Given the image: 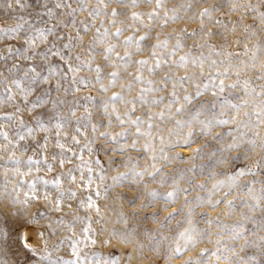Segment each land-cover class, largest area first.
Instances as JSON below:
<instances>
[{
	"label": "snow or ice",
	"instance_id": "snow-or-ice-1",
	"mask_svg": "<svg viewBox=\"0 0 264 264\" xmlns=\"http://www.w3.org/2000/svg\"><path fill=\"white\" fill-rule=\"evenodd\" d=\"M15 2L19 9H24L26 6L20 0H15ZM49 2L52 4L51 7H49ZM201 2L202 0H184L179 6L170 8L167 6L168 0H97L96 6L93 7L89 0H75L76 6L73 7L72 0H32V5L29 6L35 7V18L44 24L43 27H35L33 23L24 20L23 17H20L24 21L23 23L18 22L13 26H0V39H15L20 36L21 30L26 25L28 27V32L22 38L19 47L8 45L6 52L9 55L0 53V60L5 62L13 55L22 57L23 61L28 62L25 66L18 60H14L11 66L5 69L9 74L8 76H5L4 71H0V85H3L0 88V103L11 102L16 105L15 111L0 115V119L15 122L18 128H26V133L29 136L33 132L48 133L55 130L54 147L57 151L52 155L51 162L47 155L49 137L45 135L39 143V148L42 150L40 159H35L34 156L29 157L28 164L30 166L43 163L51 172L55 163L64 169V165L66 163L71 164L73 158L79 161L54 178L47 179L43 176H36L30 182L25 181L24 183L28 185V191L24 193V199L19 196V192L22 190L19 185L13 187L11 192L5 188L4 196L10 198L11 204L21 206L15 213L16 217L27 216L26 206L29 201L39 200L41 194L45 200H50L47 191V186L50 184L55 187L58 193L54 211L61 210L65 199L75 200L77 191L83 189L87 195L78 201L79 206L100 213V206L97 200L93 198L94 196L100 197L101 192L107 195L111 188L122 184L125 180H129L132 184H140L143 183L146 176L152 181H157V177H159L158 183L163 185L171 182L172 190L167 192H159L156 189L149 190L148 196L151 199L143 207L150 205L154 207L157 198L165 201L164 206L167 207L182 196L183 205L179 209L169 212L164 220L161 221L156 212H152L151 215L163 227L166 226V222L183 213L184 219L180 223L188 225L172 237L162 233L153 234L151 230H145V235L151 241L147 245L148 248L158 255L164 250L166 264L178 257L182 258V254L195 249L201 241L206 239L211 241L214 247L201 249L197 257H188L183 261V264H213V257L215 264H221V261H224L225 264H231L234 259L237 264H264V235L257 236V232L264 230V186L258 190L255 188V177L259 172L264 171V134H262V130H264V101L256 103L253 111H244V119H240L241 110L247 108L250 101L241 100L239 103H233L226 95L228 90L242 87L248 96L264 97V86H261V90L257 92L255 88L251 87V82L248 79L243 81L239 79L241 70H248L249 68L255 70L257 68V52L264 55V47L257 44L255 46L256 51L252 52L248 62L240 60L238 63H233L232 57L234 55L238 57L240 53L217 51L207 39L217 35L221 38L226 36L229 30L227 25L224 24L223 19H218L214 15L226 6L230 12H241V16L231 30L235 31L236 27H243L245 33L255 36L257 33L253 30V24H245L244 16L249 12H256L260 25L264 26V11H260V7L264 5V0H260V3L257 4L251 3V0H244L243 3L240 0H223L221 3L211 4L208 7H194ZM113 4L116 7H112ZM140 4L146 5L147 10L136 11L135 9ZM7 7L12 8L10 0ZM65 9H67L66 14ZM81 12L87 13V23L78 19V14ZM189 13L191 15H188ZM101 14L110 17L108 27H104L105 21L103 20L100 22V27L95 26L96 19ZM45 16L49 20L56 21V23L46 24ZM62 16L65 18H61ZM197 19L200 22L198 29H192L191 32L186 28L179 31L173 29L163 39L160 38L162 31H157L155 42L148 43L152 39L156 27L163 30L177 20ZM128 20H131L132 23H127ZM206 21L223 26L224 31L214 32L206 27ZM92 27H95V32L85 42V36L81 35V31L87 33ZM112 28L115 31H112ZM66 29L70 30L65 31ZM141 29H144L143 34H139ZM127 31H131V34L125 36L124 33ZM49 37H52L51 41H49ZM191 37L203 38L204 42L193 43L187 52L177 58V54L184 51L187 39ZM37 41L46 44V47L37 51ZM62 41L66 42L58 43ZM172 41L175 42L172 43ZM78 46H82L81 52L76 51ZM120 47L124 49L122 55L117 50ZM205 47L211 50L207 55L202 51ZM144 51H149L147 57L134 59ZM249 51L248 45L245 44L243 54L248 56ZM195 52H199V54L196 55ZM85 54H87V59L83 58ZM96 54L102 56L103 63H96ZM213 54L223 58L219 61L212 59ZM37 57L43 61V64L32 63ZM53 57L58 58V62H54ZM224 64H227L228 67L222 69L220 65ZM132 65L136 66L135 70L129 71L128 69ZM189 66H191V71L188 70ZM109 68L112 70L106 71ZM180 68L185 69L183 75L178 74L177 70ZM84 70L94 73V76L91 78L80 76L79 73ZM258 71L259 74L256 79L264 80V59L259 61ZM145 72L149 74V77H158V79L146 77ZM232 74H235L237 79L227 83V79ZM53 78H56L54 83L52 82ZM105 79H107V83L104 82ZM64 81L68 82L67 86L64 85ZM95 84H99L100 90L104 93H108L110 88H115L117 85L120 88L119 91L106 96L102 102L101 115L105 119L98 123L92 122V112L88 110L86 105L83 116L76 115L75 108L79 105L75 103L69 112L64 114L61 106L67 101L52 97L53 91L69 94L79 92L81 87H94ZM137 85H139L138 89L136 88ZM169 85H171L170 90H168ZM190 88L193 90L190 91ZM38 89L40 90L39 94L30 100V97L37 93ZM134 90L136 94L131 95ZM206 93H211L213 100L202 99ZM82 98L87 101L94 99L90 95ZM49 103L52 105V114L47 117V120L44 119V113H41L33 117L36 127H27L20 113L25 110L34 112L44 108ZM118 105H123L124 110L121 111ZM145 105L155 106L159 110L152 111L150 107L142 115H135ZM161 105H163L162 108ZM225 106L233 110L235 115H229L225 112ZM216 110H219V115L216 114ZM206 112L209 114L205 115ZM70 118L75 119L74 132L76 133L71 136L70 143L79 146L78 148L67 146L64 142L68 138V133L63 129L72 123ZM156 120L162 124H172V127L167 129V136L163 134V128L153 123ZM114 123L121 126L120 132L100 131L102 126L109 129ZM229 124H234L236 127L227 128L223 131L215 130ZM89 126L94 134L91 138L87 132ZM154 127L157 128L155 135L152 132ZM133 128L135 129L134 132L131 131ZM16 135L18 141L25 139V135L20 131H17ZM80 136L84 137L83 142L79 138ZM131 136H135L131 144L120 143L121 138ZM0 137L7 139L8 132L0 129ZM226 137H230V141H226ZM141 138H144L143 144L140 143ZM197 138L204 140V144L196 147L191 156L185 157L183 152L178 149L192 148ZM97 139L105 141V144H102L99 149L96 147ZM157 139L160 143L158 150L155 147ZM213 142H215L214 145ZM108 144L116 146L107 147ZM206 145L212 149L208 153L210 157L215 158L217 152L222 153L221 156L212 161L211 168L224 166L226 169L229 164L233 166V170L226 175L225 179L215 180L211 188L208 186V181L216 177L217 173L214 170L208 171L206 173L207 178L202 181H198L195 175L196 171L204 173V165L193 164L189 169H179L178 177L166 175L163 163L158 166V161L171 164L174 160L199 159L205 154ZM129 148L150 153L152 161L150 167L137 170V160L129 168L128 161H131L132 157H127V160L122 162V166L128 170L126 172L117 171V174L111 177V183L105 184L108 176L104 162L99 155L93 157V153L99 151L123 153ZM257 149L261 154L251 164L241 166L238 163L241 160H249L252 153ZM168 150H171L174 155H169ZM85 151L90 157L87 160L84 158ZM233 152H236L237 155H231ZM9 159H14V157H9ZM114 160L115 157L109 155L107 163L111 165ZM15 162L18 164L19 160ZM94 165L97 167H93ZM31 170L29 167V173ZM39 170L37 167L36 171L39 172ZM189 171L193 172V175L187 176L186 173ZM16 172L19 173V169H16ZM29 173H25V175ZM77 173H79V179ZM246 176H252L253 179L243 184L242 190L245 196L240 198V216L234 223L227 224L221 219V216H231L236 213L237 197L233 196V193L241 191V179ZM97 178L101 183H96ZM65 179L75 187L65 189L63 187ZM179 179H185L187 187H180ZM38 184H42L45 188L42 193H38ZM260 184L264 185V180H261ZM196 189L203 190L204 194L201 195L196 192ZM193 192L196 194L191 195ZM190 196L191 198H189ZM139 199V195H136L129 199L128 203L135 205ZM222 204L227 206V210L213 215L212 212ZM185 209L187 210L186 213ZM197 212H199L200 219L208 227H197L194 222V216ZM45 214L46 211L37 213L29 223L35 224ZM79 219L81 218L75 217L74 221ZM84 219L87 222V226L82 229L85 239L95 244L97 241L92 236L87 235L93 231L91 217ZM124 222L127 223V220L125 219ZM214 224L218 227V238L212 241L211 231ZM249 225L252 227L250 228ZM225 232L228 233L227 238L223 235ZM36 235L41 237L43 232L37 231ZM2 236L7 239L10 234L4 230ZM251 236H257V238L251 239ZM113 237H119L122 242L129 244L134 242V232L124 233L113 229L105 243H111ZM17 240L25 251L30 254L37 253V245L32 241L29 232L21 231ZM165 241H168L167 245H165ZM79 243L80 241L72 243V252L75 253L76 259L66 260L64 264H79ZM144 247L145 245L142 243L137 244L134 250L127 254L128 264H131L136 253L143 256ZM249 248L257 251L246 256L240 254ZM97 264H120V259L99 261Z\"/></svg>",
	"mask_w": 264,
	"mask_h": 264
},
{
	"label": "rangeland",
	"instance_id": "rangeland-1",
	"mask_svg": "<svg viewBox=\"0 0 264 264\" xmlns=\"http://www.w3.org/2000/svg\"><path fill=\"white\" fill-rule=\"evenodd\" d=\"M12 4V8L9 9L7 7V4L9 3V0H0V26L9 25L13 26L16 23H23L24 21L20 19V17H23L24 20L30 21L34 24L35 27H43L44 24H41L38 19H36V9L32 5V0H20L21 3H24L26 6L24 9H19L16 5L15 0H10ZM91 6H96L97 0H89ZM184 0H168V7L173 6H179L181 3H183ZM223 2V0H202L201 3L194 5L195 8H202V7H208L211 4H218ZM241 3L244 2V0H240ZM73 7L76 6L75 0H72ZM251 3L257 4L260 3V0H251ZM52 4L49 2V7H51ZM112 7H116L115 4L112 5ZM136 11H146L147 6L144 4H140L136 9ZM260 11H264V5L260 7ZM65 14L67 13V9L64 10ZM181 15H183V12H181ZM188 15H191L189 13ZM214 15L218 19H223L224 24L227 25V28L229 29L226 33V36L224 38H221V36H212L209 39V42L215 46L217 51H223L224 53L227 52H233V53H240V55L233 56L232 62L238 63L240 60H243L245 62L249 61V58L252 56V52L256 51L255 46L257 44H260L261 47H264V26L260 25V22L258 20V14L256 12H249L247 15L244 16V23L245 24H253V30L257 33L255 36L251 35L250 33H245L243 30V27H236L235 31H232L234 23L237 21V19L241 16V12H230L229 8L226 6L222 8L219 12L214 13ZM65 18V17H61ZM78 19L84 20L85 23L88 22L87 20V13L81 12L78 14ZM121 19H124L121 17ZM101 20L105 21L104 27H108V21L110 20V17H106L103 14H101L96 19V27H100ZM145 20H147V17H145ZM44 21L46 24L51 25L53 23H56L54 20H49L48 17H44ZM127 23H132L131 20L126 21ZM199 19L197 20H177L175 23H170L166 28L161 30L159 27H156L153 31L152 39L148 41L149 44L155 42V33L157 31H162L161 39L164 38L165 35H167L168 32L172 31L173 29L179 31L180 29L186 28L189 32L192 31V29H198L199 27ZM117 26H120L117 24ZM79 27V25H77ZM206 27L212 29L215 31H224L223 26L217 25L215 23L207 22L206 21ZM70 29H66L65 31H68ZM112 31H115L114 28L111 29ZM144 29H141V33L143 34ZM28 27L27 25L23 30H21L20 36L15 39L10 38H4L0 39V53H3L4 55H9L6 52V48L8 45H13L15 47H19L22 41V38L27 34ZM95 32V27L90 28L87 33H85L83 30L81 31V35L85 36V42H87ZM131 31H127L124 33L125 36L130 35ZM73 35L75 33L73 32ZM52 37H49V41H51ZM66 41L58 42L63 43ZM175 41H172L174 43ZM203 38L198 37H191L187 39V44L183 52H179L177 54V58L180 55H183L184 52H187L193 43H203ZM247 44L250 51L248 53V56H245L243 54L244 45ZM37 51H41L46 47V44H41L39 41H37ZM121 55L123 54V47H120L117 49ZM77 52L82 51V46H78L76 49ZM150 51V50H149ZM149 51H144L140 54H138L134 59H141L144 57H147L149 55ZM205 55H207L211 50L207 47L202 49ZM194 54L198 55L199 52H195ZM257 68L255 70L249 68L248 70H241L239 79L241 81L248 79L251 82V87L255 88L257 92L261 90V86H264V80L256 79L257 75L259 74V61L261 59H264V55H262L260 52H257ZM84 59H87V54L83 57ZM223 57H218L215 54L212 55V59L220 60ZM54 62H58V58L53 57L52 58ZM14 60H18L20 63L26 64L28 62L23 61L22 57L17 56H10L7 62L0 60V71H4L5 76H8L9 74L5 71L6 68L10 67L12 62ZM32 63H35L37 65L43 64V61L37 57ZM96 63H103L102 56L99 54H96ZM135 65H132L128 70L134 71ZM220 67L223 69L225 67H228L227 64L220 65ZM112 69H106V71H111ZM189 71H191V66H189ZM179 75H183L185 69L180 68L177 70ZM233 72L235 70H232ZM80 76L85 77H93L94 73L88 72L87 70L81 71L79 73ZM126 75V74H125ZM145 76L148 78L158 79V77H149V74L145 72ZM11 78V77H10ZM56 78H53V83L55 82ZM237 76L235 74H232L227 79V83H231L232 81L236 80ZM107 83V79L104 81ZM65 86H67L68 82H63ZM3 85H0V88H2ZM136 88H139V85L136 86ZM171 89V85H169V89ZM119 85H117L115 88H110L108 93H104L99 88V84H95L94 87H81V90L79 92H72L69 94H65L63 92L56 93L52 92L53 98H59L61 100L67 101V103L63 104L62 111L64 114H67L72 108L73 104H78L79 107L75 108L76 115L77 116H83L85 113V105L87 106L88 110L92 112V122L98 123L105 119L104 116L101 115L102 110V102L106 98V96H110L113 92L119 91ZM190 91L193 90L192 88L189 89ZM13 91H16L13 89ZM39 89L37 90V93L33 94L31 99H34L36 95L39 94ZM230 93V94H229ZM136 91L134 90L131 95H135ZM92 96L94 99L92 101H87L83 99L84 96ZM227 98L231 100L233 103H239L241 100H249V106L245 109H242L239 118L244 119L243 112L244 111H253L255 108V104L259 103L261 101H264V97L262 96H248L245 94V92L241 88L235 89V90H228L226 93ZM204 100H213V97L211 96V93H206L205 96L202 98ZM166 102V101H165ZM219 103V101H217ZM16 105L11 102H4L0 103V115H3L4 113H11L15 111ZM120 107V110L123 111L124 107L123 105H118ZM139 107V106H138ZM151 107L152 111H158L159 108L155 106L145 105L140 111H138L135 115H142L143 112H146ZM161 108L163 105L160 106ZM52 105L49 103L44 108L37 109L34 112H28L24 111L20 113V115L24 118L25 124L27 127H33L35 128V122L33 120V117L36 115H39L41 113H44V119L47 120V117L52 114L51 112ZM224 111L227 112L229 115H235V112L225 106ZM209 113H205V115H208ZM216 114L219 115V110H216ZM203 118V117H201ZM72 120V123L68 124L63 131L68 133V138L64 141L67 146L78 148L79 146L72 145L70 143V138L72 135H75L74 132L75 128V119L70 118ZM255 119V117H253ZM87 123V121H85ZM154 124L158 125L160 128L164 129V135L167 136V129L172 127V124L165 123L162 124L159 120L153 121ZM146 127V126H145ZM236 125L229 124L225 125L222 128L215 129L216 131H223L227 128H235ZM0 129L8 132V138L4 139L3 137H0V264H64V261L70 260V259H76L75 253L72 252V243L74 241H80L78 245L79 250V264H97L99 261H105V260H112L114 258L120 259V264H128L127 260V254L129 252H132L137 244H144V250H143V256H140L139 253L135 254V258L132 260L131 264H166V255L164 254V250L161 251V254H157L153 251H151L148 248V244L151 243L149 238L145 235V230H151L153 234L156 233H162L166 236H175L179 231L183 230V228L188 227L187 224H181L180 222L184 219V214L177 215L175 219H172L168 222H166V226H161L159 221L152 217L151 213L156 212L159 215V219L162 221L164 220V217L168 215L169 212H173L176 209H179L184 201L183 197L181 196L179 199L176 200L175 203L169 204L167 207H165V201H163L160 198H157L155 201V206H149V207H143L144 204H148L150 201V197L148 196V191L152 189H156L159 192H167L172 190V184L171 182L165 183L163 185H160L158 183L159 177H157V181H152L147 176L144 177L143 183L140 184H132L129 180L123 181L122 184H119L109 190L107 195L105 193L101 192L100 197H93L97 200V203L100 206V213H96L94 210L81 208L79 206L78 201L80 199H83L87 193L81 189L80 191H77L76 199L75 200H68L65 199L62 208L60 211H54V205L56 201V197L58 195L57 190L53 185L47 186V191L50 195V200H45L43 195H40L39 200H30L29 204L26 206L27 216H21L16 217L15 213L20 205L13 206L10 202L9 197L4 196L5 188L9 192L13 189V187L19 185L22 189L19 192V196L21 199H24V193L28 191V185L27 183H24L25 181L30 182L33 178L36 176H43L47 179L54 178L57 174L64 171L65 169L72 167L73 165L79 163L78 160L73 158L71 164L66 163L64 165V169L60 167L58 163L54 164L53 171L49 172L47 167L40 163L39 165H29L28 164V158L29 157H35V159H40L41 156V149L39 148V143L43 140L44 136L47 135L49 137L48 142V159L51 162L52 155L57 151L55 149V130L52 132L45 133L43 131L39 132H33L31 136L27 135L26 128H18L15 122L7 121L4 119H0ZM111 131L113 133H117L121 131V126L118 124H113V126L109 129H106L105 127H101L100 131ZM17 131L22 132L25 135L24 140L18 141V137L16 135ZM132 132L135 131V129H131ZM186 131V129H185ZM88 136L91 138L94 134L91 131V127L89 126L87 128ZM153 134L155 135L157 132V128L152 129ZM262 134H264V130H262ZM98 135V134H95ZM81 141H84V137H79ZM132 139H135V136L131 137H124L121 138L120 143H127L131 144ZM230 137H226V141H230ZM18 141V143H17ZM140 143H144V138H141ZM102 144H105V141L103 139H97L96 141V147L97 149L100 148ZM204 144V140L197 138L196 143L192 146V148H184V149H178L183 152L184 156H191L193 154V150ZM215 142H213V145ZM114 144H108L107 147H115ZM155 147L157 150L160 147L159 140L157 139L155 141ZM27 149V150H25ZM211 147L205 146V154L201 156L199 159L196 160H174L173 163L168 164L167 162L158 161V166L160 163L164 164V173L168 176H179V169H189L193 164L196 165H204V173H201L199 171L195 172L196 178L198 181L205 180L207 178L206 173L208 171L214 170L217 175L214 179L208 181V186L211 188L212 183L215 182V180H222L225 179L226 175L233 170V166L229 164L227 168L225 169L224 166H216L214 168H211L210 165L212 164V161L219 156L222 155V153L217 152V156L215 158L210 157L208 153L211 151ZM169 155H174V153L171 150H168ZM259 149H257L255 152L252 153V156L249 160L244 161L241 160L238 163L243 166L244 164H251L253 160H255L260 155ZM96 155L100 156V159L104 162V168L106 171V174L108 176V180H106L104 183H111V177L113 175L117 174V171L119 172H126L128 168L122 166V162L127 160V157H132L131 161H128V167H132V164L134 162H137L138 160V166L137 170L143 169L145 167H150L152 161L150 159L151 154L145 153L143 151H140L138 149H131L129 148L126 152H114V153H108L107 151H99L94 152L93 157ZM109 155L115 157L114 163L109 165L107 163L109 159ZM231 155H237L236 152L231 153ZM9 157H14V159H9ZM84 158L87 160L89 159V154L87 151L84 152ZM19 160V163L17 164L15 161ZM29 167H31V172L29 173ZM39 167V172L36 171V168ZM97 167V166H93ZM16 169H19V173L16 172ZM25 173H29L28 175H25ZM187 176L193 175V172L189 171L186 173ZM77 178L79 179V173H77ZM252 176H246L241 179V191L238 193H233V196H236V203H237V210L234 215H222L221 219L227 223L232 224L234 223L240 216V198L245 196L243 189V184L249 180H252ZM256 184L255 188L258 190L262 186L260 184L261 180H264V171H261L257 174L255 177ZM96 183H101L99 179L97 178ZM180 187H187V182L185 179H179L178 181ZM63 187L65 189L69 187H75L74 185H70L69 182L65 179L63 183ZM95 187V185H93ZM101 187H103V184H101ZM38 193H42L45 188L42 184L37 185ZM196 192H199L201 195L204 194V191L201 189H196ZM196 192H193L191 195H195ZM139 195L140 199L137 200L135 205L129 204L128 200L132 197ZM191 198V196L189 197ZM230 199L232 197H229ZM69 205H71L69 207ZM204 210V209H201ZM227 210V206L222 204L218 209L214 210L212 212L213 215L220 214L221 212H225ZM43 218L38 219V221L35 224L29 223L32 220V217L36 215L39 212H45ZM185 209V213H186ZM136 213V214H134ZM91 217V228L93 231L91 233H88L87 235L92 236L97 242L95 244H92L89 240L85 239V234L82 232V229L87 226V222L84 218ZM75 217H80L81 219L75 220ZM127 220V223L124 222V220ZM194 222L197 224V227L200 228H206L208 225L200 219L199 212H197L194 216ZM35 228L37 231L43 232L42 238V244L37 247L38 251L36 254H30L29 252L25 251L21 245L20 242L17 240V236L21 231H26L28 228ZM251 228L252 226L249 225ZM113 229L118 230L119 232H134L133 240L134 242L129 244L122 242L119 237H113L111 240V243H105L112 233ZM4 230H7L10 234V237L5 239L2 236V233ZM218 227L217 225H212V241H215L217 237ZM224 237L227 238L228 233L225 232ZM264 235V230H261L257 232V236ZM257 236H251V239H256ZM165 245H167L168 241L164 242ZM209 248L212 249L214 247L213 243L209 240H203L197 247L193 250H189L186 254H182V258L178 257L174 259L173 261L169 262V264H183V261L186 260L188 257H197L201 249L203 248ZM239 251V249H237ZM257 251L256 249L249 248L245 251H242L241 255H250L253 252ZM213 264H215V258L213 257ZM221 264H225L224 261H221ZM231 264H237L235 259L231 262Z\"/></svg>",
	"mask_w": 264,
	"mask_h": 264
},
{
	"label": "bare ground",
	"instance_id": "bare-ground-1",
	"mask_svg": "<svg viewBox=\"0 0 264 264\" xmlns=\"http://www.w3.org/2000/svg\"><path fill=\"white\" fill-rule=\"evenodd\" d=\"M26 231L29 232L32 238V241L36 243L37 247H39L42 244V238L36 235L37 229L31 227V228H28Z\"/></svg>",
	"mask_w": 264,
	"mask_h": 264
}]
</instances>
